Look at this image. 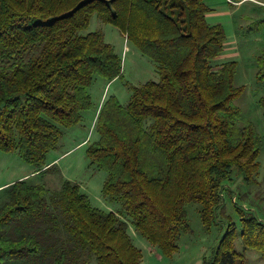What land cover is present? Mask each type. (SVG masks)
Listing matches in <instances>:
<instances>
[{
  "label": "trees",
  "instance_id": "16d2710c",
  "mask_svg": "<svg viewBox=\"0 0 264 264\" xmlns=\"http://www.w3.org/2000/svg\"><path fill=\"white\" fill-rule=\"evenodd\" d=\"M209 10L204 0H0V150L32 164V176L44 173L62 128L92 107L93 77H122L121 56L102 32L80 33L95 13L153 61L158 79L128 85L125 105L105 98L86 156L105 171L103 193L121 202L134 230L172 256L191 232L185 205L197 203L208 228L222 214L225 182L234 174L254 181L259 168L261 137L251 122L240 124L234 102L236 62L212 66L225 34L220 23H207ZM256 65L264 80V49ZM259 103L264 120V97ZM32 176L1 189L0 264H77L83 251L96 264L139 263L117 213L92 206L69 180L48 199ZM236 210L243 249L264 258V221ZM227 224L200 264H245L235 225Z\"/></svg>",
  "mask_w": 264,
  "mask_h": 264
},
{
  "label": "rangeland",
  "instance_id": "374dc122",
  "mask_svg": "<svg viewBox=\"0 0 264 264\" xmlns=\"http://www.w3.org/2000/svg\"><path fill=\"white\" fill-rule=\"evenodd\" d=\"M209 7L210 15L206 17L209 24L220 23L225 34L224 47L221 54L212 62L214 69L226 60L236 62L234 83L241 88L239 96L234 100L241 113L240 124L251 122L261 137L257 161L259 168L254 174V181L244 182L240 175L234 174L232 181L225 182L221 191L222 214L215 218L208 228L200 219L199 205L189 202L185 205L191 232L179 238L178 250L170 257L163 255L155 246L144 239L130 224V218L121 206V202L109 198L103 193V181L106 173L89 163L86 156L88 142L97 139L95 116L100 104L109 95H115L121 104H126L130 97L128 85L139 86L148 80L158 79L155 64L144 56L125 36L111 24L103 23L94 13L89 24L80 33L99 30L104 40L110 43L122 59V77L109 83L100 76H94L89 88L92 107L82 112V118L74 126L62 128L61 138L56 148L46 155L49 168L42 174H29L31 181L45 186L48 199L57 191L61 182L69 180L79 185L92 206L103 211H113L127 222V232L132 243L140 249L142 257L138 264H200L217 245L221 235L228 227V222L235 225L234 248L243 252L245 264H264L261 254L252 248L243 249L240 237V219L237 208L253 213L264 221V120L260 99L264 97V80L256 78V59L264 49V24L257 20L264 19V6L247 2L241 7L228 0H204ZM264 1V0H263ZM255 13H249L251 8ZM242 8V9H241ZM248 19L244 16H251ZM108 83V84H107ZM101 102V103H100ZM36 168L23 161L17 152L0 150V184L16 181L22 175ZM21 178V179H22ZM2 189V188H1ZM0 189V204L6 199L4 190ZM220 193V194H221ZM63 236V234H60ZM77 264H96L86 252H80Z\"/></svg>",
  "mask_w": 264,
  "mask_h": 264
},
{
  "label": "crops",
  "instance_id": "0c3cea01",
  "mask_svg": "<svg viewBox=\"0 0 264 264\" xmlns=\"http://www.w3.org/2000/svg\"><path fill=\"white\" fill-rule=\"evenodd\" d=\"M254 2V3H256V4H259V5H263L264 6V1L263 0H240V1H237V2H234V1H231V4H233V5H238V7H241V6H243L244 4H246L247 2ZM242 9V8H241ZM249 11V13H251L252 14V12H254L255 11V9L252 7L250 10H248ZM255 13V12H254ZM250 14V15H251ZM210 15V13L208 12L207 14H206V17L207 16H209ZM244 17H246V18H248V19H251V17H252V15L251 16H244ZM260 20H263V19H260ZM109 83V82H108ZM107 83V84H108ZM101 103V102H100ZM100 106H101V104L99 105V107H98V110H99V108H100ZM98 110H97V113H98ZM97 113H96V116H97ZM96 116H95V118H96ZM49 164H51V162H48L47 163V165H49ZM32 173H34V170L32 171V172H29V173H27V174H25V175H22V176H20L18 179H21L22 177H25V176H27V175H29V174H32ZM12 181H8V182H5V183H3V184H0V189L1 188H3V187H5L6 185H8L9 183H11Z\"/></svg>",
  "mask_w": 264,
  "mask_h": 264
},
{
  "label": "built area",
  "instance_id": "2783aa9c",
  "mask_svg": "<svg viewBox=\"0 0 264 264\" xmlns=\"http://www.w3.org/2000/svg\"><path fill=\"white\" fill-rule=\"evenodd\" d=\"M228 1H230V2H231V0H228ZM221 195H223V192L221 193Z\"/></svg>",
  "mask_w": 264,
  "mask_h": 264
}]
</instances>
